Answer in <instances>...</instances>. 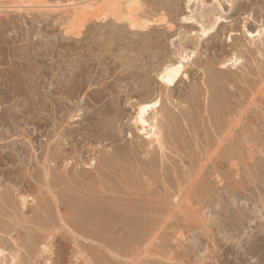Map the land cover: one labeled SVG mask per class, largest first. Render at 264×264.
<instances>
[{
    "label": "rangeland",
    "instance_id": "rangeland-1",
    "mask_svg": "<svg viewBox=\"0 0 264 264\" xmlns=\"http://www.w3.org/2000/svg\"><path fill=\"white\" fill-rule=\"evenodd\" d=\"M0 1V264H264V0H138L146 27L79 35L14 1L86 0ZM154 98L163 146L135 122Z\"/></svg>",
    "mask_w": 264,
    "mask_h": 264
},
{
    "label": "bare ground",
    "instance_id": "bare-ground-1",
    "mask_svg": "<svg viewBox=\"0 0 264 264\" xmlns=\"http://www.w3.org/2000/svg\"><path fill=\"white\" fill-rule=\"evenodd\" d=\"M25 1V0H24ZM1 2V1H0ZM15 2V3H14ZM13 3L14 4H16V7H18L19 8V11L22 9V8H27V9H25V10H27V12L28 11H30L31 9H29V8H32V7H35V8H37V7H39V8H41V7H43V9L44 8H47V7H50L51 9L53 8L54 9V11L56 10V9H59V8H61V7H70L69 9H65V10H67L68 11V14L67 15H65L66 17H67V19H68V22H67V24H68V28H67V30H66V32H68V33H72L73 35L75 34V35H79L80 33H81V29L83 28V27H85V22L86 21H88L90 18H93V17H95V18H97V19H102V20H104V19H107L108 17H110L111 18V16L112 17H114V19H116L117 20V22H119V21H126L129 25V27L130 28H144V27H146L148 24H147V22H146V20H144L143 18H140L138 15H137V10H138V8L140 7L139 6V2H138V0H86V1H82L81 3H72V2H70L71 4H66V5H55V6H46V4H45V2H44V5H41L40 3L41 2H38V3H36V4H34V3H29V4H34V5H31V6H28V7H26V6H24L23 4H20V3H16V1H14ZM18 2H19V0H18ZM20 2H21V0H20ZM22 2H23V0H22ZM26 2V1H25ZM28 2H30V1H28ZM33 2V1H32ZM35 2H37V1H35ZM244 2V1H243ZM2 3V2H1ZM12 3V2H11ZM24 3V2H23ZM14 4H11L10 6H11V8H12V6L14 5ZM18 4V5H17ZM25 4V3H24ZM38 4V5H37ZM204 4V3H203ZM231 5H232V3H231ZM1 6V5H0ZM206 6V5H205ZM236 7V6H235ZM3 8H4V6H3ZM6 8V7H5ZM231 8V7H230ZM241 8V7H240ZM15 9V8H14ZM221 9H222V7H221ZM2 10V9H1ZM24 10V11H25ZM36 10V9H35ZM42 10V9H41ZM210 10V9H209ZM208 10V11H209ZM17 11H18V9H17ZM39 11V10H38ZM37 11V12H38ZM46 11V10H45ZM57 11V10H56ZM55 11V12H56ZM139 11V10H138ZM232 11H234V10H232ZM21 12V11H20ZM26 12V11H25ZM32 12V11H31ZM48 12H51V11H49V8H48ZM66 12V11H65ZM205 12V11H204ZM43 13V12H42ZM45 13V12H44ZM47 13V12H46ZM203 13V12H202ZM208 13V12H207ZM211 13V12H210ZM215 13V12H214ZM60 15V14H59ZM62 15H63V13H62ZM57 16H58V14H57ZM64 16V15H63ZM62 17L63 19L64 18H66V17ZM204 17H206V15H204ZM209 17V16H208ZM193 18H195V17H193ZM216 18V20H215V22L214 21H212V22H214V24L213 25H211L210 27H205L204 26V28H203V35L204 36H207L213 29H215V27H216V25H220L223 21H224V18L222 17V16H218V17H215ZM192 19V18H191ZM190 18H189V20H191ZM207 19V18H206ZM209 19V18H208ZM194 20V19H193ZM197 20V19H196ZM228 20V19H227ZM61 21V20H60ZM66 21V20H65ZM91 21V20H90ZM207 21V20H206ZM89 22V21H88ZM198 22V21H197ZM212 22H210V24L212 23ZM64 24H65V22H63ZM87 23V22H86ZM245 24V23H244ZM247 24V23H246ZM245 24V25H246ZM203 25V24H202ZM245 25H244V27H245ZM217 26V27H218ZM247 26V25H246ZM220 27V26H219ZM218 27V28H219ZM264 27V26H263ZM218 28H217V30H218ZM66 29V28H65ZM246 29V28H245ZM216 30V29H215ZM249 30V29H248ZM263 30H264V28H263ZM263 30H261L260 29V31H258L257 32V35H258V37L260 36V39H261V35H262V33H263ZM213 32H214V30H213ZM253 33V32H252ZM251 33V36H253V34ZM67 34V33H66ZM212 34V33H211ZM264 34V33H263ZM202 35V36H203ZM250 35V34H249ZM255 36V35H254ZM263 36V35H262ZM207 37H209V35L207 36ZM257 37V36H256ZM229 39H231V37L229 38ZM262 40V39H261ZM185 50V49H184ZM183 50V51H184ZM192 52V51H191ZM186 52L184 51V54H185ZM195 53H193V54H191V53H186L185 55H182V56H180L181 57V59H180V61H178L177 63L175 62L174 64L173 63H169V65H167V66H165V69L162 71V72H160V78L159 79H161V77H163V79H161V81H162V83H163V85L166 87V88H172V87H175V85H176V83L177 82H179V80L180 79H182L181 77L182 76H184V74L186 73V71H184V68H185V66H186V64H189V62L190 61H192L193 63H194V60L195 59H197V57H195L196 55H194ZM194 57H195V59H194ZM234 57V56H233ZM239 58L240 57H234V58H232L231 60H230V62L231 63H228L229 62V60H228V62L226 61L225 63H223L222 64V67H221V70L222 69H226L227 68V66L228 65H233V66H236L238 63H239ZM196 61V60H195ZM191 62V64H193ZM195 64V63H194ZM177 66H179V68H180V70H179V72L177 73L176 71H175V69L177 68ZM220 70V71H221ZM222 73V72H221ZM223 74H225V73H223ZM185 76H187V73H186V75ZM222 77V76H221ZM220 77V78H221ZM225 76H223L222 78H224ZM226 78V77H225ZM224 78V79H225ZM171 80V83H168L167 81L168 80ZM228 80V79H227ZM165 88V89H166ZM162 102H161V99H156V98H154L153 100L151 99V100H149V101H143V102H141L140 104H139V107H138V113H137V116L135 117V122L137 123V128L139 129V133H141V134H144V136H146L149 140H150V142L151 143H156V142H158L161 146H163L162 145V140H161V134H162V132L163 131H161V130H163V129H161V127L162 126H160L161 125V123H162V119H163V115H162V118H161V116H160V114L162 113V111H161V113H160V110H161V108H162ZM143 109V111H141ZM172 110V109H171ZM168 111V110H167ZM170 111V110H169ZM171 112V111H170ZM172 113V112H171ZM174 113V112H173ZM170 115V114H169ZM173 115V114H172ZM177 116V115H176ZM168 117V116H167ZM174 117V116H173ZM167 119V118H166ZM176 119V118H175ZM174 121V120H173ZM164 122V121H163ZM168 123V122H167ZM170 123V122H169ZM137 129V130H138ZM217 129V128H216ZM216 131H218V130H216ZM215 131V132H216ZM218 133V132H217ZM162 138H163V136H162ZM164 142V141H163ZM150 143V144H151ZM158 144V145H159ZM165 144V143H164ZM165 147V146H164ZM111 158H113V157H111ZM110 158H107V160H109ZM106 160V161H107ZM95 161V160H94ZM93 161V163H90L91 165H96V161L94 162ZM103 163V162H102ZM107 163H108V161H107ZM110 163V162H109ZM89 164V165H90ZM106 164V163H105ZM113 164H115V163H113ZM118 164V163H117ZM116 164V165H117ZM120 164V163H119ZM102 165V164H101ZM111 166V165H110ZM95 167V166H94ZM109 167V166H108ZM112 167V166H111ZM119 167V166H118ZM105 168V167H104ZM107 168V167H106ZM82 169H84V168H82ZM86 169H93V167L92 168H90V167H87ZM99 169V168H98ZM94 170V169H93ZM109 170V169H108ZM115 170V169H114ZM65 171V170H64ZM100 171V170H99ZM47 172V171H46ZM74 172V171H73ZM96 173H97V170L95 171ZM80 173V172H79ZM82 173V172H81ZM49 174V173H48ZM67 174V173H66ZM45 175V174H44ZM79 175V174H78ZM92 175H94V174H92ZM74 176V175H73ZM75 176H76V174H75ZM96 176V175H95ZM46 177H48V176H46ZM70 177H71V175H70ZM77 177V176H76ZM79 177V176H78ZM83 178H84V176H82ZM81 177V178H82ZM91 177V176H90ZM97 177V176H96ZM58 178H60V180H58V181H61V179H63V176H62V178L61 177H58ZM68 178V177H67ZM67 178H66V180H67ZM75 178V177H74ZM82 178V179H83ZM78 179L79 178H77V181H78ZM86 179V178H85ZM55 180H57V179H55ZM70 181H71V179H69ZM72 180H73V177H72ZM93 180V179H92ZM57 181V182H58ZM68 181V180H67ZM64 182V181H62L63 183H67V184H69L68 182H70V181H68V182ZM74 181V180H73ZM72 181V182H73ZM81 181V180H80ZM82 181H84V180H82ZM86 181V180H85ZM88 181V180H87ZM86 181V182H87ZM96 181V180H95ZM95 181H94V183H95ZM62 182L60 183V184H62ZM75 182V181H74ZM79 182V181H78ZM99 182V181H98ZM48 183V182H47ZM56 182H54V184H55ZM81 183V182H80ZM89 183V182H88ZM75 184H76V182H75ZM74 184V185H75ZM82 184H84V182H82ZM96 184V183H95ZM58 185V184H57ZM77 185V184H76ZM80 185V184H79ZM59 186V185H58ZM62 186V185H61ZM60 186V187H61ZM69 186V188H70V184L69 185H66V187H68ZM87 186V185H86ZM86 186L84 187V188H86ZM92 186V185H91ZM167 186V185H166ZM63 188H64V184H63V186H62ZM76 188H77V186H75ZM73 188V187H72ZM72 188H71V190H72ZM79 189L80 188H82V187H78ZM77 188V189H78ZM89 188V187H88ZM88 188H87V190H88ZM165 188H167V187H165ZM168 189V188H167ZM65 190V189H64ZM86 189H85V191H87ZM69 191H70V189H69ZM75 191V190H74ZM79 191V190H78ZM77 191V192H78ZM94 191V190H93ZM62 192V191H61ZM92 192V191H91ZM95 192V191H94ZM102 192V191H101ZM171 192V191H170ZM174 192V191H173ZM176 192V191H175ZM72 193V192H71ZM84 193V192H83ZM77 194V193H76ZM80 194V193H79ZM81 194H82V192H81ZM56 195V194H55ZM58 195V194H57ZM63 195V194H62ZM174 195V194H173ZM61 196V195H60ZM72 196H74V198H75V196L76 195H72ZM93 196V195H92ZM62 197H64V196H62ZM78 196H76V198H77ZM83 197V196H82ZM160 197V196H159ZM61 198V197H60ZM59 199V198H58ZM70 199V198H69ZM83 199V201H84V198H82ZM82 199H81V201H82ZM94 199V198H93ZM54 200H56V199H54ZM77 200L79 201V199H76V202H77ZM23 201H25L24 199H23ZM61 201V200H60ZM75 200H73V202H74ZM161 201V200H160ZM56 202V201H55ZM89 202H90V200H89ZM180 201H178V203H179ZM26 203V202H25ZM57 203V202H56ZM58 203H60V202H58ZM61 203H63V202H61ZM75 203V202H74ZM79 203V202H78ZM77 203V204H78ZM82 203V202H81ZM84 203V202H83ZM92 203V202H91ZM89 204V203H88ZM96 204V203H95ZM55 205V204H54ZM81 205V204H80ZM98 205V204H97ZM87 206V205H86ZM89 207H90V204L88 205ZM179 206V205H178ZM75 207H76V205H75ZM91 208V207H90ZM73 209V208H72ZM101 209H102V207H101ZM81 211V210H80ZM85 211V210H84ZM98 211V210H97ZM96 211V212H97ZM102 211V210H101ZM106 211V210H105ZM73 212H75V211H73ZM77 212V211H76ZM58 213H60V212H58ZM77 213H79V212H77ZM86 213V212H85ZM82 214V213H81ZM72 215V214H71ZM83 215V214H82ZM92 215V214H91ZM87 216V215H86ZM88 216H89V214H88ZM93 216V215H92ZM96 216V215H95ZM100 216V215H99ZM137 217H138V215H137ZM87 218V217H86ZM97 218H100V217H97ZM142 218V217H141ZM82 219V218H81ZM136 219V218H135ZM85 220V219H84ZM96 220V219H95ZM101 221V220H100ZM3 249H0V255H2V253H4V251H2ZM17 254V253H16ZM33 255V254H32ZM17 256V255H16ZM18 258V257H17ZM34 258V257H33ZM15 259V257L13 256V261H15L14 260ZM17 261V260H16ZM20 261H22V260H20ZM16 264H17V262H15Z\"/></svg>",
    "mask_w": 264,
    "mask_h": 264
},
{
    "label": "snow or ice",
    "instance_id": "snow-or-ice-1",
    "mask_svg": "<svg viewBox=\"0 0 264 264\" xmlns=\"http://www.w3.org/2000/svg\"><path fill=\"white\" fill-rule=\"evenodd\" d=\"M250 35H251V33H250ZM179 70H180V68H179V66H177V68L175 69V71L178 73ZM161 79H163V77H161ZM167 82L168 83H171V80L169 79ZM141 111H143V109Z\"/></svg>",
    "mask_w": 264,
    "mask_h": 264
}]
</instances>
